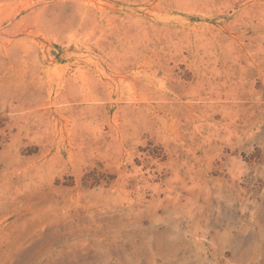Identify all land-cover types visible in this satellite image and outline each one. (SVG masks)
Wrapping results in <instances>:
<instances>
[{
    "label": "rangeland",
    "instance_id": "374dc122",
    "mask_svg": "<svg viewBox=\"0 0 264 264\" xmlns=\"http://www.w3.org/2000/svg\"><path fill=\"white\" fill-rule=\"evenodd\" d=\"M0 264H264V0H0Z\"/></svg>",
    "mask_w": 264,
    "mask_h": 264
}]
</instances>
